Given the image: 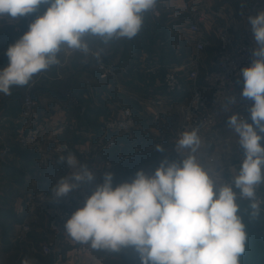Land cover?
Wrapping results in <instances>:
<instances>
[{
    "label": "clouds",
    "instance_id": "1",
    "mask_svg": "<svg viewBox=\"0 0 264 264\" xmlns=\"http://www.w3.org/2000/svg\"><path fill=\"white\" fill-rule=\"evenodd\" d=\"M159 0H0V19H15L49 5L29 30L6 51L9 63L0 69V93L11 95L14 86L29 85L34 75L60 64L59 54L92 52L90 40L103 44L141 31L145 13ZM257 47L253 61L241 70L242 96L254 100L251 123L233 113L228 125L239 136L243 159L225 182L215 167H205L196 156L201 147L198 130L185 131L175 141L181 162L161 161L154 175L143 170L132 182L113 188V175L64 224L68 236L92 249L120 253L132 248L141 264H242L248 233L243 220L261 215L257 187L264 184V11L249 16ZM97 58L100 52L93 53ZM234 97L222 105L231 111ZM163 151L161 145L155 146ZM187 152V155H185ZM74 169L51 188L52 199L67 196L81 183L94 180L93 172L69 153L61 155ZM75 181V182H70ZM239 201H247L241 210ZM22 264H29L28 260Z\"/></svg>",
    "mask_w": 264,
    "mask_h": 264
},
{
    "label": "rangeland",
    "instance_id": "2",
    "mask_svg": "<svg viewBox=\"0 0 264 264\" xmlns=\"http://www.w3.org/2000/svg\"><path fill=\"white\" fill-rule=\"evenodd\" d=\"M208 1L213 7L218 8L223 6L226 0ZM238 1L239 0H228L227 2L231 7L225 8L224 10L227 12L232 10L235 16L237 5L239 3ZM186 4L187 3L182 0H159L154 10L145 13L141 31L136 37L131 40L127 38L114 40L118 42L117 46L120 47V52L118 53L119 64H117V62L114 63L112 61H107L106 57L108 55L96 58L94 54L85 55L79 51L73 52L72 60L70 61L66 56V52H63L59 54L60 64L54 65L47 71L39 74L41 84L45 85V82L52 84V87L55 88L59 97L57 103L62 107L67 104L66 108H73L74 110L82 109L81 117L88 116L92 121L90 126L91 130L86 131L89 133L88 137L93 135L91 132L98 131L97 128H100L102 122L107 117L118 113L124 107L132 108L135 115L140 114V120L143 118V120L146 119L147 121V116L149 114L148 109L153 110L154 107H157L156 105H150V99L161 96L165 98V100H170L167 102L171 106L172 102H175L174 99H171V96L177 94L166 92L162 81L165 72L163 66L164 64L168 66L166 63H163L166 58L164 57V54L168 55L167 59L172 57L171 50H173L174 53L175 49H177L175 44L178 45L180 43L175 37V33L180 35V32L177 28H173L175 27L173 21L169 23L170 26L166 25V23L164 25L160 14L163 7L164 10L170 7L176 9L177 6L185 9ZM48 6L49 5H40L36 12L27 16L19 17L22 30L28 31L29 25L34 22L33 18L36 19L38 14H40L39 16L44 14ZM7 25L9 29L12 28L10 23H7ZM170 28L173 31H171ZM168 35L170 38L173 35L171 38V40L174 41L173 44H167L169 40L167 42L165 41ZM212 44L214 46L217 44L215 35L212 36ZM128 45L135 48L130 47L131 51H129L127 49L129 48ZM171 46H175L174 49L171 48ZM213 48L214 47L209 46L204 53L205 60L200 66V77L203 72L202 67L204 63L208 64L209 59L214 55ZM66 58L67 62H65ZM105 69H107L108 72L104 77H101V74ZM34 82L35 80H31L29 85L34 87ZM199 83L202 88L203 84L200 80ZM27 87L14 86L15 90H13V92H20L22 95L20 90ZM185 90L186 91L179 96L180 100L177 102L178 105H173L171 107L173 110L178 107V113H174L177 117L168 121L169 125L175 128L177 126V121H179V115L181 117V112L186 106L185 104H187L190 96L188 86ZM100 92L103 93L102 97ZM20 93L18 95H20ZM10 99L11 100L8 103L15 110V108H17L16 104L18 103V100H15L14 96ZM2 103L3 102L0 101V105ZM43 107L44 106L39 100H37L36 114L40 120L43 119H41L42 117H40L41 115L39 116L38 113ZM96 111H101L102 113L103 119L100 122L99 120L95 121ZM0 117L4 119L1 127L2 129L8 118L4 115H0ZM228 119L221 120L218 123V126L207 134L206 142L202 145L200 150H198L196 156L205 167L214 166L220 173L222 179L225 182L230 183L233 176V169L238 171L241 167L243 149L238 142V134L234 129L229 127ZM246 120L251 123V115L248 116ZM71 122L75 124V128H67L64 130L60 134L62 138H64V133L67 131H73L77 134L81 133L79 132L81 131V129H79L80 126L75 120H69L68 118L64 121L53 122L55 126H58L60 123L69 124ZM19 123L20 122L17 120L16 124ZM141 131L138 139L140 145L138 151L135 150V146H130L129 144L124 143L123 146L121 145V149L124 150L123 154L125 155L123 159L119 160V157H117L116 154L121 150L120 147L114 151L103 154L105 160L108 162L110 160L115 163L109 171V173L113 175V188L124 182H132L139 170H143L147 176L154 175L155 170L165 158L170 162H181L183 160V157L171 146H161L163 151H157L155 146L158 145L160 139H153L149 142V139L143 135L145 133H141ZM257 131L258 134L264 136V134L259 133L258 129ZM170 133L171 131L167 132L166 135L168 136ZM5 140L6 138H4L1 133L0 145H7L10 148V152L6 164L0 165V218L3 217L2 214L6 211V213H8L7 216L10 218L16 213L15 208L17 205H26L25 203L29 200L24 191L28 188H32V183L36 186H43L44 188L49 187L54 183L52 178H49V172L50 176H52L55 173L58 174V170L62 168V163L58 162L59 168L57 170L55 169L56 171H42L36 166L33 156L20 146L16 140V136L12 137L10 142ZM260 143L264 146V139H262ZM82 146L84 147L85 143L82 144ZM71 147L72 152L75 153H77L76 151L78 148H83L76 146V144H71ZM168 152L170 153L168 154ZM18 155L21 156L23 160H18ZM185 155H187V152H185ZM228 156L229 158L226 160V157ZM3 170L9 171V174L1 175ZM29 196L33 195L31 194ZM257 197L262 209L260 218L256 221L250 222L247 215H244L243 217L246 224V231L248 233V241L246 244V252L241 258L242 264H264V184L257 187ZM239 203L241 210L246 208L248 204L247 201H239ZM33 209L34 212L36 209L38 211L41 210L40 212L42 214L35 212L38 216H44L45 214L47 217L49 216L47 212L48 206L46 204L36 206ZM45 209H47V211ZM34 212L32 213L34 214ZM24 218L28 217L25 216ZM46 230V225L44 227L40 222L34 223L33 231L29 234L27 241L17 243L22 245V259L19 260L17 264H22V261L24 260H28L29 264H141L138 255L132 248H126L120 253H116L106 250L92 249L89 245L80 244L75 241L65 245L59 244L54 252L43 254L40 251L39 246L43 241ZM13 235L14 230L13 233L11 230L10 233L6 235V238L11 239ZM3 236V231L0 225V237L2 238ZM27 246L36 248V251L31 248L32 251L31 249L30 251L32 253L29 252ZM4 254V246L0 244V264H4L3 257H1L4 256Z\"/></svg>",
    "mask_w": 264,
    "mask_h": 264
},
{
    "label": "built area",
    "instance_id": "3",
    "mask_svg": "<svg viewBox=\"0 0 264 264\" xmlns=\"http://www.w3.org/2000/svg\"><path fill=\"white\" fill-rule=\"evenodd\" d=\"M182 1L187 3L186 8L179 6L173 8L170 17L175 27L184 31L182 41L191 48V53L181 62L168 66L162 82L168 93L182 92L188 86L190 96L183 108L179 124L168 136H162L158 143L162 147L171 146L173 149H175V141L185 131L197 129L202 147L207 134L216 128L221 120L228 119L233 113L244 119L250 116L249 108L254 104V100L242 96L244 80L241 70L251 65L254 59L253 49L257 44L248 17L264 11V0H239L235 16L232 10L229 12L224 10L231 7L228 0L218 8L213 7L208 0ZM209 26L213 27L218 44L210 66L204 63L200 77V66L205 60L204 53L209 46ZM107 72L108 70L105 69L101 77ZM199 80L211 89L210 96L204 94ZM228 97H234L236 100V104L231 106V111L225 110L222 105L224 99L227 100ZM165 102V98L161 96L150 99V105L157 107H161ZM18 121L20 127L16 140L24 149L35 154L37 167L42 171L58 169L59 157L61 155L66 157L72 152L70 142L60 134L67 128H75V124L60 123L55 126L49 119H38L33 87L30 85L21 95ZM3 122L4 119L0 117V137ZM141 130L142 127L130 107H124L118 113L107 117L97 132H91L93 135L89 136L91 139L88 144L76 151L82 157L79 162L86 164L93 172L94 180L81 183L59 200L52 199L51 188L61 177L74 171L68 168L65 161L58 170L59 173L51 176L54 183L47 188L38 189L28 198V203L33 208L45 204L48 206L47 230L39 246L43 254L54 252L59 244L74 242L66 233L64 224L77 209L85 205L86 199L93 194L96 187L103 184L105 173H109L111 167L115 165L114 162L105 160L103 154L116 150L122 143L135 146V150L138 151ZM9 152L10 148L7 145H0V165L6 164ZM124 156L122 151L117 152L119 160ZM228 158L229 156L226 160ZM38 221V218H22L15 221L11 240L16 243L26 242L33 231L34 223ZM2 243L3 239L0 237V244ZM32 249L36 251V248L32 247Z\"/></svg>",
    "mask_w": 264,
    "mask_h": 264
},
{
    "label": "crops",
    "instance_id": "4",
    "mask_svg": "<svg viewBox=\"0 0 264 264\" xmlns=\"http://www.w3.org/2000/svg\"><path fill=\"white\" fill-rule=\"evenodd\" d=\"M167 7H168V5H167ZM162 9L164 10V7ZM172 9H173V7L167 8L164 11L162 10L160 15H161L162 21L164 22V25H165V23H166V25H169V23H171V21H173V19L170 17V12ZM39 15L40 14H38L37 17ZM33 20L35 21V18H33ZM7 23H10V25H12L11 29L8 28ZM174 26H175V24H174ZM173 28H177V27H173ZM177 29H180V28H177ZM26 32H27V30H24V31L22 30V26H21L19 17L13 19L10 16H5L3 19H0V69H3L4 67H6L9 63V58L6 55V51H7L8 47L10 45H13L14 43H16L23 36V34H25ZM179 32H180V35L178 33L177 34L175 33V37L180 42L178 44L180 49H178V45L175 44L177 49H175V52H174L175 54L173 53V50H171L172 51V55H171L172 57H170V59H167L168 55L164 54V57H166L165 63L168 66L181 62L186 57V55L189 56V54L191 53V48L182 41L184 31L179 30ZM213 35H215L213 27L209 26V28H208L209 46L214 47L213 48V51H214L216 48L215 46H217V44H218V39L216 37L217 44H215V46H214L212 44V36ZM115 42L116 41L113 40V41L109 42L108 44H103L98 39L90 40V48H91L92 52L89 53L88 55H91V54L99 51L100 52L99 56L105 57V55H108L106 57L107 61H112L114 63L117 62V64H119L118 53L120 52V47L117 46L118 42H116V43ZM173 42H174L173 40L170 41L171 44H173ZM128 46H129V48H127V49L129 51H131V48H135V47H132L131 45H128ZM174 47L171 46V48H173V49H174ZM132 52H133V49H132ZM72 54H73L72 51L66 52V56L68 57V60H70V61L72 60ZM66 60H67V58L65 59V62H67ZM211 60H212V58L209 59V63H208L209 66H210ZM69 66H70V64H69ZM39 74H41V73H39ZM39 74L35 75L32 79V80H35V82H34L35 86L33 87V95H34V98L36 100V103H37V100H39V102L44 106L42 108V110L38 113V115L39 116L41 115L40 116V117H42L41 119H51L53 122L64 121L67 118L69 120H75L78 123V125L81 127L80 128L78 126L79 129H81V131H79L81 133L77 134L76 132H73V131H67L64 133V138L66 140H68L70 142V144H76V146L83 147L82 144L85 143V146H86L91 139L90 137H88L89 133H87L86 131L91 130L90 126H91L92 121L89 119L88 116H82L81 117V113H82L81 108L78 110H74L73 108H66L67 104L64 106L65 107L64 108L59 103H57L59 101V99H58L59 97L55 91V88H53L52 84H50L49 82H45V85L41 84ZM200 81L203 84L202 89H203L204 94L206 96H210L211 95V89L209 87H207L202 80H200ZM25 89L26 88H22L20 91L23 93V91ZM13 90H15L14 87H12V89H11V95H3L2 93H0V101L3 102L0 105V115H4V116H6V118H8L5 126L1 129V133H2V136H4V138H6V140L8 142H10V140H12V137L16 136V134L18 132V127L20 125V124H16V122L18 120L17 117H18V111H19V107H20L21 93L19 92L20 95H18L19 93L13 92ZM184 91H186V90H183L182 92H178L174 96H171V99L175 100V102H172L171 106L167 102L170 100H166L165 104L162 107H159V108L154 107L153 110L148 109L149 114L147 116V118H148L147 121H146V119L143 120V118H142V120H140L139 119L140 114L135 115L137 122L139 123V125L143 129L141 131V133H143V132L145 133L143 135H145V137L147 139H149V142L152 141L153 139L159 140L162 136L166 135L167 132H170V131L172 132V130H174L175 127L170 126L168 121L173 120L174 117H177L174 115V113H176V114L178 113V110H177L178 107H176L175 110H173L171 107L173 105H176V106L178 105L177 102L180 100L179 96H181V93H183ZM100 93H101V97H102L103 93L102 92H100ZM100 93H99V95H100ZM13 96L15 97V100H18V103L16 104L17 108H15V110L8 103L11 100L10 98ZM9 107H11V108H9ZM182 114H183V110L181 112V117L179 115V121H177L176 125H178V123L181 121ZM98 115H100V116H98ZM102 119L103 118H102L101 111H96L95 112V121L99 120V122H100ZM143 123H144V125H143ZM97 129H99V128H97ZM205 142H206V140L203 142V145L205 144ZM121 145L123 146L124 143H122ZM121 148L122 147L120 146V149ZM120 151H122V153L124 152L123 149H121ZM169 153L170 152H168V154ZM71 154H73L77 158L78 161L82 160V157L80 155H78V153L71 152ZM17 159L23 160V158L19 155L17 156ZM56 170L54 169L51 171H56ZM8 174H9V171H7V170L6 171L3 170V172H1V175H8ZM50 177L51 176H50V172H49V178ZM41 188H44V187L43 186L42 187L36 186L32 183V188L26 189L25 190L26 192L24 191V193H25L27 198H30L31 196H29V195H31V194L34 195L35 192ZM45 188H47V187H45ZM25 204H26L25 206H24V204H20V205L16 206V208L18 207L17 209L15 208L16 216H18L19 219H22L25 216H27L28 218L32 217L33 219L38 218V220H39L38 222H40L41 225H43L44 227H45V225L47 227L48 217L46 216V214L44 216H41V215L38 216V214L35 212L42 214L40 212L41 210L38 211L36 209L37 211L35 210V212H34L33 207H31L28 202ZM28 210L31 212H29ZM45 210L47 211V209H45ZM32 212H34V214H36L37 216L34 215ZM2 215H3V217L0 218L1 219L0 225H1L2 231L4 232V229L7 230V228H5V225L8 224V222H6V224H2V222L4 220H8L9 217L7 216V213H6V215H5V213H3ZM11 230L13 233V228L12 229L10 228L8 230V233H10ZM1 245H3L4 249H5V254H4L5 257L1 256V257H3L2 259L4 260V264H17L19 262V260L22 259V245L21 244H17L16 242H13L10 238H5V239H3V243ZM30 246H27L29 252L32 251V249H31L32 247H30ZM30 249H31V251H30Z\"/></svg>",
    "mask_w": 264,
    "mask_h": 264
},
{
    "label": "trees",
    "instance_id": "5",
    "mask_svg": "<svg viewBox=\"0 0 264 264\" xmlns=\"http://www.w3.org/2000/svg\"><path fill=\"white\" fill-rule=\"evenodd\" d=\"M171 38H172V36H171ZM171 38H170V36L168 35V37H166V42H167V44H169L170 43V41H171ZM163 63H165V62H163ZM168 66H166L165 64H164V66H163V69H164V71L166 70V68H167ZM99 130V129H98ZM26 150V149H25ZM28 153H30L32 156H33V159H35V154L33 153V152H30V151H28V150H26ZM35 161V160H34ZM36 164V163H35ZM37 166V165H36ZM9 168V167H8ZM54 170V169H53ZM7 212V211H6ZM6 212H5V214H6ZM8 214V213H7ZM17 220H19V218H18V216H16V214L14 213L13 214V216H11L10 218H8V220H4L3 222H2V224H6V222H8V224H6L5 225V228H7V230L6 229H4V232H3V239H5L6 238V235L8 234V230L11 228H13V224H14V222L15 221H17Z\"/></svg>",
    "mask_w": 264,
    "mask_h": 264
},
{
    "label": "bare ground",
    "instance_id": "6",
    "mask_svg": "<svg viewBox=\"0 0 264 264\" xmlns=\"http://www.w3.org/2000/svg\"><path fill=\"white\" fill-rule=\"evenodd\" d=\"M230 152V151H229ZM227 156V155H226ZM212 160V159H211Z\"/></svg>",
    "mask_w": 264,
    "mask_h": 264
}]
</instances>
